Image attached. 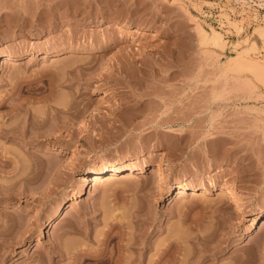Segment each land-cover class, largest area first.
<instances>
[{"label":"rangeland","instance_id":"1","mask_svg":"<svg viewBox=\"0 0 264 264\" xmlns=\"http://www.w3.org/2000/svg\"><path fill=\"white\" fill-rule=\"evenodd\" d=\"M0 127V264H264V0H0Z\"/></svg>","mask_w":264,"mask_h":264},{"label":"bare ground","instance_id":"2","mask_svg":"<svg viewBox=\"0 0 264 264\" xmlns=\"http://www.w3.org/2000/svg\"><path fill=\"white\" fill-rule=\"evenodd\" d=\"M213 41L220 45V43L222 42V39L219 35L214 34ZM13 57H14L13 55H9V57L4 58L3 59V65L6 67L13 65V61H14ZM119 76H121V75H119ZM127 78H128V76H126V78H124V80L126 79V82L128 83L131 81L132 78L131 77L128 78V79H130L129 81L127 80ZM116 83H118V82L116 81ZM1 127H0V129H3ZM3 130L5 131V128ZM146 169H147V164L145 162H143L141 165L137 164V162H130V163L127 162L125 164L109 165L107 167L102 168L101 170L95 171L94 173H92L89 176H85L84 179L86 181H88L89 183H92L94 187H98L99 185H101L105 182H111L112 180H115L117 178H121L123 176H124V178H128V177L134 176L137 173L138 174L143 173V172H145ZM165 172H166V168L161 162L160 163L158 162L156 165H154L153 167L150 168V175H156V174L159 176L161 175V181L167 183V178L165 177ZM177 191H178L177 200L183 199L187 195L200 197V196H204L207 193V191H205V189L201 190V191H197V190L193 189V187L189 186L187 183H181V185L179 186ZM224 191H225V195L233 202L236 209H238L240 212L242 211L241 213H243L244 217L251 216V214L247 213L246 202L241 197L238 196L237 192L233 188L225 187ZM199 192H201V193H199ZM256 225L257 226L261 225V227L264 229V218L260 219V217L255 214L253 221H252V227L256 226ZM260 241L261 240H259L258 242H260ZM102 242H104L105 245H106V243H107V245L109 243L107 241V237ZM114 260L110 264H118L117 261L115 260V262H114ZM110 261H111V259H110ZM73 264H87V263H86V261H83V259L77 258V259H75ZM99 264H108V262L102 260V262L100 261Z\"/></svg>","mask_w":264,"mask_h":264}]
</instances>
